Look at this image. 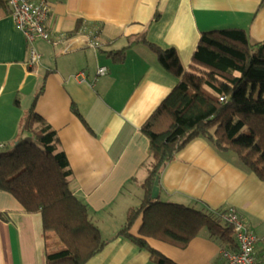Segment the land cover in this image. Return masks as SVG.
Wrapping results in <instances>:
<instances>
[{
	"label": "crops",
	"instance_id": "crops-1",
	"mask_svg": "<svg viewBox=\"0 0 264 264\" xmlns=\"http://www.w3.org/2000/svg\"><path fill=\"white\" fill-rule=\"evenodd\" d=\"M48 1L50 39L30 45L0 8V150L9 152L31 136L21 126L33 108L40 120L32 129L44 122L56 132L72 172L73 193L87 205L105 241L86 264H154L148 251L117 233L129 208L142 200L149 150L141 127L177 80L135 38L174 49L188 71L201 33L240 29L251 44L264 41V0ZM78 41L86 45L66 52ZM30 46L40 55L36 66L29 64ZM117 53L122 57L112 59ZM100 68L104 75L98 74ZM79 73L83 83L75 79ZM158 198L221 213L235 210L257 237L255 258L264 262V182L232 153L194 139L162 172ZM146 242L175 264H225L226 248L203 230L185 248ZM59 248L53 233L43 232L40 214L26 213L0 191V264H45L46 252Z\"/></svg>",
	"mask_w": 264,
	"mask_h": 264
},
{
	"label": "trees",
	"instance_id": "trees-1",
	"mask_svg": "<svg viewBox=\"0 0 264 264\" xmlns=\"http://www.w3.org/2000/svg\"><path fill=\"white\" fill-rule=\"evenodd\" d=\"M0 8L6 11L4 0ZM135 39L157 56L160 68L177 83L141 127L149 150L142 200L129 208L117 236L148 251L154 264L175 263L152 250L146 239L185 248L202 230L235 252L224 213L153 200L151 190L155 179L196 138L207 140L220 153H232L264 182V41L251 44L240 29L201 33L191 66L184 71L174 49L158 48L144 36ZM119 56L111 54L112 59ZM36 120L40 118L31 108L21 126L31 130V136L0 153V191L10 194L26 213L40 214L43 232H52L57 239L60 248L46 252L45 264H86L105 241L90 220L87 205L73 193L72 172L58 148L56 132L44 122L32 129Z\"/></svg>",
	"mask_w": 264,
	"mask_h": 264
},
{
	"label": "built area",
	"instance_id": "built-area-1",
	"mask_svg": "<svg viewBox=\"0 0 264 264\" xmlns=\"http://www.w3.org/2000/svg\"><path fill=\"white\" fill-rule=\"evenodd\" d=\"M7 6L6 13L11 18L14 28L20 32L30 45L34 40L48 41L50 39L46 24L51 12L48 0H4ZM29 64L36 66L40 55L33 47H28ZM106 73L105 68L98 70L99 75ZM79 83L85 81L83 73L75 76ZM219 101H223L220 98ZM222 218L232 227L234 239L237 245L235 252L222 250L225 264H264L255 258L254 247L257 237L244 225L238 213L227 210Z\"/></svg>",
	"mask_w": 264,
	"mask_h": 264
},
{
	"label": "water",
	"instance_id": "water-1",
	"mask_svg": "<svg viewBox=\"0 0 264 264\" xmlns=\"http://www.w3.org/2000/svg\"><path fill=\"white\" fill-rule=\"evenodd\" d=\"M84 45H86V43L82 41L73 42L72 44L68 46V48L66 49V52H71V51L80 49ZM158 194H159V178H156L154 181L153 188L151 190V199L153 200L157 199Z\"/></svg>",
	"mask_w": 264,
	"mask_h": 264
},
{
	"label": "rangeland",
	"instance_id": "rangeland-1",
	"mask_svg": "<svg viewBox=\"0 0 264 264\" xmlns=\"http://www.w3.org/2000/svg\"><path fill=\"white\" fill-rule=\"evenodd\" d=\"M1 152L0 153H2V151L4 152V150H0ZM203 232H206L205 230H203Z\"/></svg>",
	"mask_w": 264,
	"mask_h": 264
}]
</instances>
